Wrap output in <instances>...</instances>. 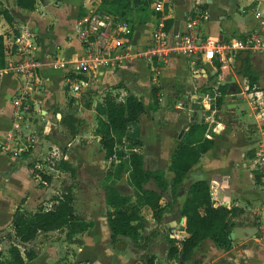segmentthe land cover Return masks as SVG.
<instances>
[{
    "label": "crops",
    "instance_id": "crops-1",
    "mask_svg": "<svg viewBox=\"0 0 264 264\" xmlns=\"http://www.w3.org/2000/svg\"><path fill=\"white\" fill-rule=\"evenodd\" d=\"M222 1L224 4L216 2V6L211 7L213 0H204L205 4L196 0H163L161 11L150 7L142 19H131L115 6L104 8L128 19L131 37L139 45L149 40L156 18L169 20L170 33L180 31L186 15L196 10V6L209 12L208 19L198 26L203 36L237 34L264 27V15H255L264 8V0H229L227 4ZM98 5L105 4L98 0H35L31 9H25L18 6L16 0H0V8H5L12 17L11 22L0 17L4 53L0 66V143L5 131L13 127L10 99L20 89L21 78L8 65L19 58L22 45L14 40L21 27H29L33 32L37 42L35 54L42 61L39 72L43 77L42 84L31 92V116L21 119L9 141L11 147L22 148L16 153L0 149V248L8 243L7 235L12 234L11 217L17 206L24 212L47 208L69 185L75 211L90 224L71 234L67 233L65 224L39 231L30 241L37 253L28 264H147L146 259L151 260L150 264H168L170 260L189 264L180 258L177 250L179 241L186 236L185 217L179 213V206L187 186L195 179H206L213 205L231 207L232 226L243 227L244 231L234 239L228 237L225 247H218L209 238L203 239L193 258L198 264H264V239L255 228L264 211V53L248 54L254 73L251 86L240 71L239 57L247 53H239L222 69L215 67V62H204L203 73L195 76L183 56L172 54L159 63L133 59L115 69H106L84 86L81 95L72 98L65 93L63 70L43 61L81 52L74 22L79 15ZM211 84L217 85L220 107L215 108L214 104L213 111H201L196 93ZM152 87L156 90V105L147 107L136 120L127 121L123 130L115 132L113 144L102 147L94 129L96 117L104 115L103 95L109 92L114 100L121 102L125 94L132 93L147 104L152 99ZM170 96L175 103L169 101ZM186 100L192 105L183 107L178 103ZM240 102L246 105L235 111ZM223 112L233 117L225 119ZM63 113L77 118L76 132L59 152L51 136L55 127L67 132L60 123ZM192 120H203L206 124L203 137L212 140L213 146L199 155L171 198L169 187L174 170L170 167V156L184 135V124ZM256 134L263 138L255 139ZM117 145H133L137 154L135 168L145 172L132 182L126 172H120L125 174L124 180L131 191H122L113 182L120 194L130 195L120 209L137 225L135 240L125 235L110 239L107 225V218L116 212L106 201L103 189L107 178L102 177L101 169L116 159L112 155L106 159L102 152ZM51 147L56 157L63 158L73 168L78 166L83 172L76 177L77 185L83 186L81 191L74 189L75 176L54 164L44 168V172L50 174L48 180L29 171L28 166L34 161L45 164L44 156H38ZM26 150L29 153L23 154ZM257 150L262 152V162ZM96 151L100 157L93 156ZM27 156L33 160L28 161ZM134 188L139 195L132 194ZM144 189L159 191V195L151 202ZM164 202L166 207L155 218L153 206ZM168 246L176 250L168 253Z\"/></svg>",
    "mask_w": 264,
    "mask_h": 264
},
{
    "label": "trees",
    "instance_id": "trees-1",
    "mask_svg": "<svg viewBox=\"0 0 264 264\" xmlns=\"http://www.w3.org/2000/svg\"><path fill=\"white\" fill-rule=\"evenodd\" d=\"M34 1L16 0V4L22 8L31 9ZM0 17H3L7 22L12 21L10 13L5 8H0ZM167 25H169V20L166 19L165 26L167 27ZM3 57L2 36L0 35V66L3 65ZM239 61L240 71L247 77L248 84L251 86L254 81V73L250 68L248 54L240 56ZM220 90L224 91L222 85ZM150 91L152 99L147 104L142 103L141 99L132 93L125 94L121 102L114 100L109 92L103 95L104 115L96 117L94 129L102 147L106 148L113 144L115 132L123 130L127 121L136 120L147 107L156 105V90L152 87ZM220 104L221 97L218 95L215 98V108H219ZM76 122L77 118L71 113L60 115V123L65 126L69 137H72L76 132ZM205 128L206 124L203 120L188 122L182 139L172 150L170 167H173L174 178L169 187L171 198L174 196L177 185L182 181L191 165L197 161L199 155L213 146L212 140L203 137ZM132 146L120 145L111 152V155L116 159V172H126L130 182L145 174L135 168L134 159L137 154L133 151ZM27 153H29L28 150L23 154ZM54 165L62 170H67L70 175L74 173L73 166L61 157L54 162ZM38 173L41 179L48 180L50 177V174L45 172ZM155 174L157 176V173ZM104 185L106 201L116 212L114 216L107 218L110 239H114L117 235H125L135 240L138 235L137 225L131 221L130 216L122 214L120 209L125 202H128L130 195L120 194L108 179H105ZM150 193H152L150 190L144 189L146 198L152 202L157 198L158 193ZM132 194L139 195L135 188ZM165 207V202L162 205L156 203L153 206V216L158 218ZM231 211V207L227 208L220 204L213 205V198L206 179H195L187 186L185 196L179 206V213L185 217L186 236L179 241L177 249L183 255L185 262L199 263L193 258V255L205 238L211 239L218 247H225L228 244V231L234 224L229 220ZM11 223L13 225L12 234L7 233L9 241L0 248V264H28V261L37 253L30 241L39 231L65 224L67 233L71 234L75 230L85 229L90 224L75 211L74 198L69 185L57 197L53 198L47 208L39 207L32 212H24L17 206L12 213ZM175 250V247L168 246V253ZM146 263L150 264L151 260L146 259Z\"/></svg>",
    "mask_w": 264,
    "mask_h": 264
},
{
    "label": "built area",
    "instance_id": "built-area-1",
    "mask_svg": "<svg viewBox=\"0 0 264 264\" xmlns=\"http://www.w3.org/2000/svg\"><path fill=\"white\" fill-rule=\"evenodd\" d=\"M162 6L163 0H150L153 11H161ZM255 15H264V8L256 11ZM208 17L209 12L206 8L196 6V10L186 15L183 29L173 33L165 26V19L158 17L150 30L149 40L139 45L131 37L128 19L112 14L98 5L79 15L74 22L81 52L71 57L54 58L43 63L63 70L65 93L74 98L81 95L84 86L90 84L102 71L115 69L133 59L159 63L172 54H178L187 60L191 67L190 72L195 76L198 72L203 73L204 62L209 64L215 62V67L222 69L239 53H264V27L237 34L203 36L198 26ZM14 42L21 44L22 47L19 49V58L8 67L20 76V89L10 99L13 127L5 131L0 149L16 153L22 147H11L9 141L14 136V127L18 126L21 119L24 116H31V92L42 84L43 77L39 72L42 61L35 54L37 42L33 39L31 29L21 27ZM215 67L213 66V69ZM216 84L208 85L196 93L201 111H213L212 105L215 104L218 95ZM257 151L259 161L262 162V152ZM58 158L51 147L43 161L41 160L44 165L34 161L28 169L37 175L40 171L44 172V168L51 167ZM27 160L33 159L27 156ZM256 231L261 232V236L264 237V211L257 219Z\"/></svg>",
    "mask_w": 264,
    "mask_h": 264
},
{
    "label": "rangeland",
    "instance_id": "rangeland-1",
    "mask_svg": "<svg viewBox=\"0 0 264 264\" xmlns=\"http://www.w3.org/2000/svg\"><path fill=\"white\" fill-rule=\"evenodd\" d=\"M101 2H103L105 4L103 7H107L108 8V7H111V6H115L117 8L116 10H121L122 9L121 11L127 13L128 14L127 16H129L131 19H142L145 16L144 13L147 14L148 10H150V5H149L150 0H101ZM216 2L220 3V2H223V1L222 0H213V2L211 4V7L216 6ZM228 2H229V0H225V4H227ZM223 4H224V2H223ZM253 62H257V59L256 60L253 59ZM129 91H132V90H129ZM137 92L140 93L141 91H137ZM141 94L142 93H140V95ZM171 98L172 97L170 96L169 101L171 100V102L175 103V101H172ZM188 102L189 101L186 100L183 103H182V101H180L178 103L183 104V107H187V105L191 106L192 104H190ZM245 105H246V103H244V102L237 103L235 111H238L239 108H241V107H243ZM64 111H66V110H64ZM222 115H223L222 117L225 118V119H231L233 117L232 114H230V113L228 114V113H225V112H223ZM216 119H219V118L216 117ZM261 136L262 135H260V134L254 135L255 139H260ZM51 138H52L53 142L57 143V146H58L57 149H59V152H60V150H63V147L65 146V143L68 141L69 136H68V133L65 132L62 128H59V127L56 128L55 127L53 129ZM117 146H114L112 149H109V150H104L102 152V155L104 154V156H106V159H107L108 157H110L112 150L115 147H117ZM47 153L48 152L46 150H43L42 154H39L38 157H41V156L45 157V155H47ZM94 155L95 156L97 155V157L101 156L98 151H96L95 154L93 153V156ZM113 161L114 160L111 161V164L108 163L109 166L107 165L106 168L101 169L102 177L104 176L105 178L109 179V181L112 184H113V182L116 183L121 188L122 191H131V188H129L127 186L128 182L127 181L125 182L126 179L124 180L125 174L120 173V172L119 173L116 172L117 165L115 166L116 162L113 163ZM77 173L82 174L83 172L78 169V166H74V174H73V176H75V185H74L75 188L74 189H75V191L76 190L77 191H81L83 189V186H78L77 185V180H76ZM111 176L115 178L114 181L111 180V178H110ZM161 189H163V188H159V190H161ZM181 189H182V186H181ZM176 190H177V187H176ZM151 192L153 194H156L159 191L155 192V191L152 190ZM158 195H159V193H158ZM158 195L156 197H158ZM257 233H258V236L262 237L261 236V232L257 231ZM262 238L264 239V237H262Z\"/></svg>",
    "mask_w": 264,
    "mask_h": 264
},
{
    "label": "water",
    "instance_id": "water-1",
    "mask_svg": "<svg viewBox=\"0 0 264 264\" xmlns=\"http://www.w3.org/2000/svg\"><path fill=\"white\" fill-rule=\"evenodd\" d=\"M231 97H234V94H232ZM227 106H230V104H227ZM200 115H201V112L198 111V112H197V117L200 118ZM186 125H187V123L184 124L183 127H185ZM255 228H256V227H255ZM240 231H244V228H243V227H239V226H232V227L229 229V231H228V237L234 239L235 237H237V236L240 234ZM180 258H181L182 260L184 259L182 254H180ZM168 264H174L173 260H170V261L168 262Z\"/></svg>",
    "mask_w": 264,
    "mask_h": 264
}]
</instances>
